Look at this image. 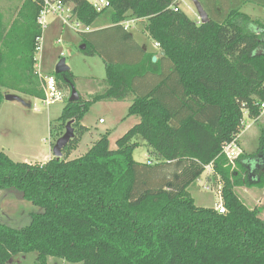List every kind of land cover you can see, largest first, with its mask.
<instances>
[{"label": "trees", "instance_id": "obj_1", "mask_svg": "<svg viewBox=\"0 0 264 264\" xmlns=\"http://www.w3.org/2000/svg\"><path fill=\"white\" fill-rule=\"evenodd\" d=\"M67 1L81 24L104 19L110 25L99 38L118 37L121 47L114 50L125 49L130 37L122 23L136 18L164 54L155 62L146 52L129 58L117 51L119 59H105L103 91L89 99L68 97L57 118L63 126L73 120L75 133L60 158L14 162L0 150V190L35 207L23 227L0 221V264L28 253H35L33 264H48L50 257L68 264H264V220L234 190L260 186L264 176L251 182L241 173L247 155L229 160L223 152L243 128V112L257 121L264 101V22L241 10L248 2L264 7V0H198L209 18L204 23L175 0H109L101 12L85 0ZM38 11L23 0L11 23L0 14V103L11 56L35 78L13 89L44 97L34 70L42 34ZM86 39L82 51L102 55L93 46L87 51L92 42ZM50 74L61 90L74 85L70 70ZM131 94L126 115L139 121L115 141L116 148L110 149L106 131L85 153L69 158L87 130L81 120L91 103ZM137 138L157 155L155 162L133 158ZM208 165L221 183L224 213L195 205L188 191Z\"/></svg>", "mask_w": 264, "mask_h": 264}, {"label": "rangeland", "instance_id": "obj_2", "mask_svg": "<svg viewBox=\"0 0 264 264\" xmlns=\"http://www.w3.org/2000/svg\"><path fill=\"white\" fill-rule=\"evenodd\" d=\"M183 1V3L179 2L180 9L184 10L192 20H195L196 10L192 1ZM19 9L16 12L14 5L0 0V14L3 17L9 15V18H11L15 15L12 19L14 20ZM192 9L195 10V13ZM255 10L257 15L262 17V7L256 6ZM4 20H6L5 17ZM258 20L264 22V19L259 18ZM48 21L49 25L42 31V38L39 42L40 49L36 52V59H38L40 64L41 72L45 75H51L50 73L54 70L55 64L60 59L59 57H64L66 65L74 76V87L82 98L89 99L92 96L87 93L102 92L106 85L104 82V61L105 59H119L118 56L113 54L110 56L108 54V52L121 47L119 38L111 35L102 40L99 38L96 45L93 43L91 45L89 40L86 39L87 37L82 36L80 32L75 31L72 27L67 25L60 26V21L57 18L50 16ZM136 30H140L139 33L137 32V38L149 44L150 41L143 31L142 23L138 24ZM58 39L60 40L59 43L57 42ZM84 39L89 43L86 48L87 51L93 46L97 52H102V55L101 53L89 55L82 51L80 46L85 44ZM17 63L15 56L9 57L8 64L4 70V86L1 87V91L4 95L7 93L17 94L22 98L23 102L3 99L0 103V149L14 162L42 163L53 157L52 146L56 139L65 131V125L59 124L57 118L66 99L69 97L70 91L68 88L63 87L61 91L65 96L64 100L49 105H45L40 98L16 92L15 89L17 87L24 88L29 86L27 79L35 82L34 77H28L23 67L24 61L22 66ZM137 94L140 93L137 92ZM133 96L134 94H131L126 100L120 102L102 99L91 103L81 120V124L86 126L88 131L86 130L80 137L76 152L85 153L86 149L106 131L109 132L110 148H116L115 141L127 131L128 127L139 120L137 116L126 115L128 105L131 103ZM99 119H102L104 123H99ZM244 123L245 127L241 129L237 140L226 150L238 152L242 148L243 150L253 151L257 150L260 144L264 145V137H261V131L264 129V114L260 115L257 121L245 118ZM248 124L250 126L246 128ZM52 127L53 130H51ZM137 142L139 145L133 151V158L138 162H155L158 157L146 142L141 138H137ZM50 145L51 150H49ZM234 170L238 169L235 167ZM203 176L199 181L192 183L188 191L195 205L216 207L221 203V197L211 179V173ZM206 185H209V189H205ZM263 187L264 180L260 186H247L248 189H251L249 191L251 193L248 192L250 194L248 198L252 199L251 202L247 203L249 206L257 204L262 210L261 216L264 219V207L258 203L260 202L258 198ZM243 190H237L241 198ZM242 200L245 201L244 199ZM34 209L35 207L31 203L20 198L14 191L0 190V221L6 225L15 228L27 225L29 212ZM34 259L35 253L14 255L10 264H33ZM48 264L68 263L50 257L48 258Z\"/></svg>", "mask_w": 264, "mask_h": 264}, {"label": "crops", "instance_id": "obj_3", "mask_svg": "<svg viewBox=\"0 0 264 264\" xmlns=\"http://www.w3.org/2000/svg\"><path fill=\"white\" fill-rule=\"evenodd\" d=\"M4 1L10 2L12 5H14V7H16V12H17V10L20 8V6L22 4V0H4ZM176 5L181 8V6L179 5L178 2L176 3ZM256 6H260V5H257L256 3L248 2V3H246V4H244L242 6L241 10H242V12L246 13L250 18H252L253 20L259 19V18L260 19H264V7H262V17H259L257 15V13H256L257 11L255 10ZM193 12L195 13V10H193ZM195 14H196L195 20H197V13H195ZM4 17H5L6 20H4ZM4 17H3L4 22L6 21L7 23H11L12 19L15 17V15L12 16L11 18H9V15H6ZM124 23H126V24H124ZM139 23H141V21L139 19H136V18H128L122 23L123 26L127 25L126 30L129 33L130 37L125 42V49H123L122 51H118L119 49L118 50H114V52H112L111 54H115L118 51V53H123L126 57L134 58L135 56H137V58H138V57L142 56L143 52H146V53H151L153 56L156 57V59L159 56H161V51L155 45V42H153L151 39H149L150 43L148 44L147 42H143V41H141L140 39L137 38L136 35L140 32V30H136V28L138 27ZM109 27H110V25L104 19H102L101 21H98L94 27L93 26L90 27L89 31H91V32L87 36L88 40H90L93 44L96 45L97 41L99 40V37L101 36V32L107 31L105 29H109ZM141 33L143 34V32H141ZM78 94H80V93L78 92ZM87 94H91L92 95L94 93L91 92V93H87ZM114 101H116V100H114ZM121 101H124V100H121ZM118 102H120V101H118ZM138 121H135L134 124L138 123ZM102 123H104V121ZM132 126H130V127H132ZM130 127H128V129ZM108 134H109V132H108ZM79 142H78L76 148L71 151V153L69 155V158H75V157H78V156L83 154V153H81V151L76 152V150H78ZM109 147H110V143H109ZM88 149H86V150H88ZM49 150H51V145L49 147ZM238 152L239 153L242 152L243 154L247 155V156L243 157V161H242V167L244 169V172H241V173H242L243 177L247 174L250 177L251 182H253L255 180H258V177L260 178V177L264 176V150H261L259 152V150H253L252 151V150H243L241 148V150H239ZM248 154H250L249 157H248ZM253 154H255V155H253ZM246 172H248V173H246ZM209 173H211V179L213 180V183L216 185L217 190L220 189L221 183L218 181V178H215V179L212 178V173L213 172H212V166L211 165H208V166L205 167L204 172L199 176V178L196 181H199L202 177H204L203 176L204 174L208 175ZM206 186L209 187V185H206ZM251 186H255V185H251ZM251 186H249V187H251ZM239 189H244L243 193H242V198H241L239 192L237 191ZM234 190H235L236 194L239 196V198L241 200L244 199L246 201L245 202V201L242 200L243 203L246 206H248L249 208H255V207L258 208L259 216H260V218L263 219V217L261 216V213H262L261 208H259L257 206V204L249 206V204L247 203V202H251L252 201L251 198H248V196L250 195L249 193H251V192H249V191H251V189L250 188L248 189L246 185H241V186L234 187ZM252 195H253V193H252ZM258 199L260 201L258 203L260 205H263V207H264V187L262 188V192L259 195Z\"/></svg>", "mask_w": 264, "mask_h": 264}, {"label": "built area", "instance_id": "obj_4", "mask_svg": "<svg viewBox=\"0 0 264 264\" xmlns=\"http://www.w3.org/2000/svg\"><path fill=\"white\" fill-rule=\"evenodd\" d=\"M88 4L91 5V7L96 12H101L103 9L108 8L110 6L109 0H85ZM31 2L37 4L39 6L38 15L36 18V23L40 26L41 32L44 28H46L49 25L48 17L53 16L57 18L60 21V26H70L77 32H86L90 30V26H86L81 24L77 21L76 15L73 12V4L67 0H31ZM175 2H184L183 0H175ZM197 21L200 22V18L197 15ZM126 24V23H124ZM127 28V25L124 26ZM42 38V34L40 37L37 38V50L40 49L39 42ZM57 42L59 43L60 40L58 39ZM155 45L158 47V44L155 43ZM35 74L40 79L41 88L44 92V97L41 99L45 105H49L52 103H56L59 101L64 100V94L62 93L61 89L58 88L56 80L54 76L52 75H45L40 70V64L38 63V59H36L35 54ZM264 114V101L259 103V116ZM245 118H248V112L245 110L243 112V120H242V126L245 127ZM252 120V119H251ZM254 121V120H253ZM103 120L99 119V123H102ZM250 125H246V128ZM234 142L225 144L223 146V152L226 154L229 160H233L236 158L239 154V152H236L235 150H226V148H230L231 145H233ZM205 189H209L208 186H205ZM218 193L220 195V189H218ZM215 209L219 213H224V207L221 203H219Z\"/></svg>", "mask_w": 264, "mask_h": 264}, {"label": "water", "instance_id": "obj_5", "mask_svg": "<svg viewBox=\"0 0 264 264\" xmlns=\"http://www.w3.org/2000/svg\"><path fill=\"white\" fill-rule=\"evenodd\" d=\"M191 1L193 3V6L196 10L198 17L200 18V22L201 23L207 22L209 20V18H208L206 11L203 8V6L201 5V3L198 0H191ZM84 48H85V44H82L80 46V49H84ZM163 54H164V51H161V55H163ZM155 61H156V57L153 56L152 62H155ZM68 70H69V67L65 63V58L61 57L54 66V72L55 73H64ZM78 98H79V94H78L77 90L75 89L74 85H71L70 86L69 100L75 101V100H78ZM4 99L8 100V101H14L15 100V101L23 102L22 98L19 95L13 94V93L5 94ZM72 123H73V120L66 122L64 133L56 139L54 145L52 146L53 157L60 158L62 156V149L75 136L74 128L72 127Z\"/></svg>", "mask_w": 264, "mask_h": 264}]
</instances>
